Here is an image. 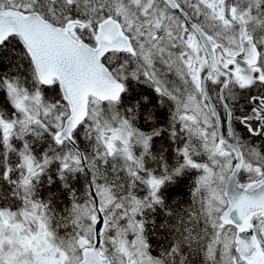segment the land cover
Returning a JSON list of instances; mask_svg holds the SVG:
<instances>
[{"label":"snow or ice","instance_id":"6c2138e0","mask_svg":"<svg viewBox=\"0 0 264 264\" xmlns=\"http://www.w3.org/2000/svg\"><path fill=\"white\" fill-rule=\"evenodd\" d=\"M0 264H264V0H0Z\"/></svg>","mask_w":264,"mask_h":264}]
</instances>
